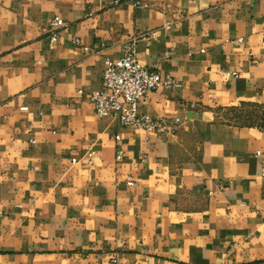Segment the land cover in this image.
<instances>
[{
	"label": "crops",
	"instance_id": "crops-1",
	"mask_svg": "<svg viewBox=\"0 0 264 264\" xmlns=\"http://www.w3.org/2000/svg\"><path fill=\"white\" fill-rule=\"evenodd\" d=\"M136 1L0 0V264H264V0ZM135 40L169 137L91 101Z\"/></svg>",
	"mask_w": 264,
	"mask_h": 264
},
{
	"label": "built area",
	"instance_id": "built-area-1",
	"mask_svg": "<svg viewBox=\"0 0 264 264\" xmlns=\"http://www.w3.org/2000/svg\"><path fill=\"white\" fill-rule=\"evenodd\" d=\"M138 6H146L141 0L136 1ZM67 24L62 18L56 17L51 22L50 40L53 43L59 41L61 30ZM75 42L80 44V40ZM137 43L133 41L124 48V55L118 61L106 60L102 89L91 93V101L94 103L95 112L100 118L113 117L123 127L149 132L160 138L172 135L179 125L177 119L170 124L164 119L140 114L139 103L149 94L156 92L162 87L175 89L181 86L173 78L164 79L160 72L148 66H144L137 58ZM84 51H88L87 48ZM121 140L120 136L116 141ZM94 153H90L93 158ZM124 157L123 150L117 152V161ZM134 186L135 182L129 181Z\"/></svg>",
	"mask_w": 264,
	"mask_h": 264
}]
</instances>
